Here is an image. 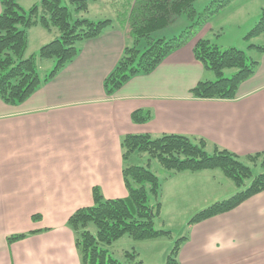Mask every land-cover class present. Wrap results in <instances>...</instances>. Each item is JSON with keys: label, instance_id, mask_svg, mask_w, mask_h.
<instances>
[{"label": "crops", "instance_id": "1", "mask_svg": "<svg viewBox=\"0 0 264 264\" xmlns=\"http://www.w3.org/2000/svg\"><path fill=\"white\" fill-rule=\"evenodd\" d=\"M200 34L108 96L103 80L128 39L114 24L82 42L77 57L23 102L0 99V264H81L67 220L93 204L94 187L104 198L127 196L126 134L203 137L239 156L264 151V53L235 98H196L189 90L213 80L193 54L195 42L206 38ZM257 38L264 41V34ZM136 109L149 110L151 119L133 122ZM228 181L218 170L172 174L163 183L161 214L205 204L191 209L195 214L227 198L223 182L227 196L234 194ZM187 231L178 264H264V191ZM17 234L25 236L9 242Z\"/></svg>", "mask_w": 264, "mask_h": 264}, {"label": "trees", "instance_id": "2", "mask_svg": "<svg viewBox=\"0 0 264 264\" xmlns=\"http://www.w3.org/2000/svg\"><path fill=\"white\" fill-rule=\"evenodd\" d=\"M17 1L0 0V99L11 105L23 102L41 84L71 63L79 54L82 42L100 36L116 24L110 18L93 21L83 16L91 2L96 0H70L73 12L60 0H41L28 11L21 9ZM125 1L120 8L117 25L125 30L133 43L124 46L115 66L103 80V89L108 96L131 78L151 73L170 52L183 46L198 27L235 0H211L199 13L194 8L195 0ZM181 14H186L191 20L199 16L178 35L152 36L154 31L173 23ZM35 26L47 31L57 29L59 36L43 44L37 54L26 56L28 30ZM262 34L264 5L256 23L244 35L249 42L247 49L256 51L258 56L264 53V45L251 40ZM142 38L146 40V45L140 49L138 45ZM193 54L215 77L213 80H199L189 90L196 98H235L239 85L251 77L259 65L258 57L254 59L248 52L232 46L221 49L208 38H199L195 42ZM43 59H54L55 65L48 74L41 76L38 61ZM231 69L234 71L226 76V70ZM151 117L149 110L136 109L131 113L135 123H145ZM121 152L127 196L104 198L101 191L94 187L93 204L77 209L67 220V225L74 232L81 264H144L134 249L124 251L120 260L112 256L109 247L124 236L135 241L171 237L170 230L155 227V219L161 215L163 183L172 174L219 170L237 188L231 196L193 214L188 221V229L228 212L264 191V151L239 156L216 144H209L203 137L141 133L124 135ZM143 155L148 156V162L138 164L137 159ZM151 159H155L169 174L160 178L149 167ZM254 167H259L260 171L253 173ZM24 236L17 234L8 237V240ZM187 238L188 231L176 239L165 264H178L179 249Z\"/></svg>", "mask_w": 264, "mask_h": 264}, {"label": "rangeland", "instance_id": "3", "mask_svg": "<svg viewBox=\"0 0 264 264\" xmlns=\"http://www.w3.org/2000/svg\"><path fill=\"white\" fill-rule=\"evenodd\" d=\"M41 0H18V4L21 9L28 11V9L33 4H39ZM211 0H195L194 8L197 13L203 12L205 6ZM63 6H67L71 12H73V5L70 0H60ZM125 0H96L91 2L90 9L83 14L84 17L91 19L93 21L103 20L110 18L114 23H118L117 18L120 15V8ZM264 5V0H239L236 3H231L229 6L225 7L219 13L212 16L206 24L198 27L197 31L192 34L188 40H192L200 35H204L212 43L218 45L221 49L227 47H236L238 49L248 52V54L257 59L258 53L256 51H249L247 49L249 42L244 39V35L253 27L256 23L259 15V9ZM196 15L192 20L187 17L186 14H181L176 18L173 23H170L166 27L154 31L152 36L161 37V35H166V37H171L173 35H178L182 30H184L188 25L192 24L193 21L198 20ZM74 17V16H73ZM117 21V22H116ZM206 32L204 31L205 26H207ZM209 26L211 29H208ZM59 32L57 29L47 31L39 26L32 27L28 30V45L25 55L28 56L31 53L37 54L39 48L49 41L57 38ZM127 44L132 45L133 41L127 37ZM252 43L262 45L264 43L262 38H254L251 40ZM146 45V40L144 38L139 42L138 47L143 49ZM54 59H43L38 61V69L41 76L48 74L54 67ZM234 70H226L225 75L229 76ZM211 76L214 74L208 71ZM148 162V156L143 155L141 158L137 159V163L145 165ZM150 169L153 170L160 178L165 176L166 170L160 166V164L155 160H150ZM260 171V168H253V173ZM218 172H220L218 170ZM226 178V177H225ZM229 182L228 178H226ZM233 184V183H232ZM248 184V183H247ZM222 190V197H228L229 190L228 185L224 182L219 186ZM205 204L198 203L190 207L195 209L201 207ZM183 210L181 209L178 213L173 216H164L161 214L159 218L155 219V227L157 229H166L171 231V237H162L152 240L135 241L127 236L120 238L115 241L110 247L109 251L113 257L117 259H123L124 251L135 250L138 252L139 258L143 260L144 264H165L166 257L173 247L174 242L177 238L186 234L188 230V221L191 219L193 210Z\"/></svg>", "mask_w": 264, "mask_h": 264}]
</instances>
